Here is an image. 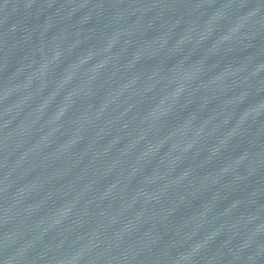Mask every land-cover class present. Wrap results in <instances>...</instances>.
I'll return each instance as SVG.
<instances>
[{"label": "water", "instance_id": "obj_1", "mask_svg": "<svg viewBox=\"0 0 264 264\" xmlns=\"http://www.w3.org/2000/svg\"><path fill=\"white\" fill-rule=\"evenodd\" d=\"M0 264H264V0H0Z\"/></svg>", "mask_w": 264, "mask_h": 264}]
</instances>
